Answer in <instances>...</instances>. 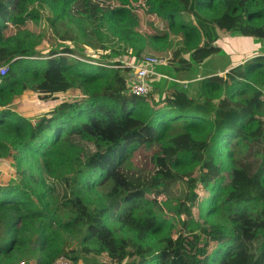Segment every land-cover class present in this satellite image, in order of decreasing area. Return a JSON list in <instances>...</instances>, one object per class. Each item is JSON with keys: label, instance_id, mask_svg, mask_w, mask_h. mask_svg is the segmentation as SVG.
<instances>
[{"label": "trees", "instance_id": "trees-1", "mask_svg": "<svg viewBox=\"0 0 264 264\" xmlns=\"http://www.w3.org/2000/svg\"><path fill=\"white\" fill-rule=\"evenodd\" d=\"M115 1L0 0V67H9L0 81V155L16 150L19 166L39 167L42 188L36 201L27 190L0 188V213L11 214L0 256L24 249L38 226V264H264V120L256 123L264 57L204 78L195 97L171 86L159 99V84L145 97L128 93L132 71L122 61L170 53L183 80L193 63L220 52V31L264 40V0ZM45 11L52 44L73 41L59 24L83 19L110 63L84 62L69 45L38 52L35 26ZM170 36L179 38L175 48ZM28 91L55 101L37 122L6 109ZM234 142L248 149L239 161ZM222 170L229 179L213 180ZM218 215L225 224L211 222ZM81 229L77 247L62 238Z\"/></svg>", "mask_w": 264, "mask_h": 264}, {"label": "rangeland", "instance_id": "rangeland-1", "mask_svg": "<svg viewBox=\"0 0 264 264\" xmlns=\"http://www.w3.org/2000/svg\"><path fill=\"white\" fill-rule=\"evenodd\" d=\"M102 1V0H101ZM116 4L120 5L119 0L115 1ZM133 6H138V5H146V0H130ZM51 16L48 15V12L45 11L42 18L40 21L36 24V34L39 35L38 42L33 44V47L38 51L42 52V54L46 55L51 51L52 49L63 46H72L77 49V51L83 52L86 56H90L91 58H88L89 60L93 61H99V62H105L106 64L110 63L109 61H106L104 57V52L103 51H97L94 49V45L96 44V41L94 38L91 36L92 30L90 24L83 19L80 20H72V19H66L64 20L61 24H59L58 27V32L62 36L64 35V31H68L69 36L72 37V40L60 42L61 44H52V38L53 35L55 36V31L54 28L51 26V23L49 19ZM68 36V37H69ZM55 39V38H54ZM171 44H173L174 48L176 47L177 42L179 41L178 37L175 36H170ZM76 43V44H75ZM218 47L220 48V54L221 56H217L215 58H212L208 62L205 61L202 64L198 63H193V68L191 70V73H193L194 76H197L198 74L200 75H206L208 72L217 71L219 69L225 68L224 66L228 64V62H231V59L233 57H229L228 55V50L225 48V45L222 44V42L217 43L215 42ZM214 43V44H215ZM75 44V45H74ZM61 45V46H60ZM94 47V48H93ZM169 57H164L161 55H155L152 57H157L160 59H164L167 61V65L157 67V71L160 73H163L165 75H168L169 77L173 78H179V73L176 71V63H172V54L169 53ZM185 57V58H184ZM169 58V59H168ZM184 59H190L189 55H184ZM119 60V59H116ZM121 60V59H120ZM123 63H130L128 58H124ZM208 65V66H206ZM212 65H215L216 67H213ZM4 66V65H3ZM213 67V69H211ZM213 71V72H214ZM218 75V74H217ZM226 74H222V76H225ZM215 76V75H214ZM200 83V82H199ZM199 83L194 87L192 91H190V95L192 97H195L198 90H196V87L198 88ZM157 84L161 85V91L162 93L158 92L156 94V99L163 97V94L166 90L167 87H171L174 85L173 82H168V81H159V82H153L151 84L152 90L154 86ZM70 97V96H69ZM69 97L63 96V100H67ZM72 97V96H71ZM19 98V97H18ZM17 98V99H18ZM74 98V96L72 97ZM31 104H30V103ZM50 104L55 105V101L51 99L47 100H42L40 97H37L36 93L32 91H28L24 96L20 97L19 103H14L6 107V109L12 110V111H18L20 112L21 110L26 113V116L29 118H33L37 122V118L40 117L42 114H45V112L48 111L50 108ZM256 123L259 124L260 121L264 120V114H259L257 115L256 118ZM178 125V124H177ZM181 124H179L180 127ZM176 132L171 130V132L168 133L170 136L175 134ZM254 133L256 134L257 131ZM209 139V135L204 136V141ZM232 149L234 151V156L237 161L241 160L244 158V156L247 153V148L243 146L242 144H237L234 142L232 145ZM9 155H0V188L4 187H18L19 189L22 190H27L29 193V196L36 201L35 193L42 189L41 185L38 183V179L40 177V170L39 167L34 166L30 161H27V163L23 165H18L17 160L15 159L16 155V150H11L9 152ZM127 167L132 168L133 167V162H129L126 164ZM57 170V173H60ZM218 177H224L225 180L227 181L229 179V172L228 171H221L220 173L214 175L213 180ZM105 190H99V193L96 194L99 196L100 194H103ZM6 197L2 196L0 199H4ZM48 199L51 203V209L54 211L59 212L60 218L64 219L65 221H68V215L69 213L63 209V207L59 206L55 201H53V197L51 195L48 196ZM164 203V201H161ZM196 218L200 219V212L199 210H196ZM15 214L13 213L12 216ZM10 217L11 214L9 212H3L0 213V236L1 233L6 229V224L5 222L8 221L7 217ZM211 222L213 223H219V224H225V218L223 216H215L211 219ZM7 223V222H6ZM29 235H30V241L27 242L26 246L24 249H14L13 255L11 258H6V257H1L0 256V264H38L39 262V257L41 256V251H40V246L38 245L36 241V235H38V226L34 227H29ZM84 236V230H73L69 232H65L62 234V238L64 241L72 245V247H77L80 245L82 242V238ZM1 240V239H0Z\"/></svg>", "mask_w": 264, "mask_h": 264}, {"label": "built area", "instance_id": "built-area-1", "mask_svg": "<svg viewBox=\"0 0 264 264\" xmlns=\"http://www.w3.org/2000/svg\"><path fill=\"white\" fill-rule=\"evenodd\" d=\"M91 58L90 56H87ZM92 59V58H91ZM84 62H88L94 65H101L99 61H93L89 59H81ZM167 65V61L157 57L147 56L139 63L128 62L125 63V68H129L134 76L133 80H130L128 86V93L135 96H148L152 91L151 84L154 81L162 80L168 82H173L175 86L179 87L181 90L190 93L193 90L194 84L201 82L203 79L198 78L196 80L183 81L179 78L169 77L163 73L157 71V67ZM108 66V65H104ZM8 65L0 67V81L1 77H4L8 73ZM54 264H74L71 260L61 257Z\"/></svg>", "mask_w": 264, "mask_h": 264}, {"label": "crops", "instance_id": "crops-1", "mask_svg": "<svg viewBox=\"0 0 264 264\" xmlns=\"http://www.w3.org/2000/svg\"><path fill=\"white\" fill-rule=\"evenodd\" d=\"M218 39L215 40V42L217 41V43L222 42L223 45H225V48L228 50V56L229 57H233L231 59V62H228L227 65H225V68L219 69L217 71H212V72H208V74L206 75H200L198 74L197 76H194L193 73H191V70L187 73V76H183L182 78L183 81H192V80H196L198 78H206V77H211L214 75H222V74H226L228 73L231 69L237 67V66H242L244 65L247 61L254 59V58H259V57H264V40L262 39H257V38H250V37H245L243 35H241L240 33L237 32H230V33H223V32H218ZM214 42V43H215ZM216 46H218L215 43ZM220 52L214 56H212L211 58H209L207 61L208 62H212L210 61L212 58H215L217 56H221L219 55ZM185 58V57H184ZM204 63V62H203ZM202 64V63H201ZM208 66V65H206ZM213 67H216L215 65H212ZM213 67L211 69H213ZM181 76V74H180ZM179 76V77H180ZM134 76L132 74V80H133ZM159 81H165L164 79L162 80H158V81H154V82H159ZM174 87H177L175 85H173ZM194 89V87H193ZM264 89V88H263Z\"/></svg>", "mask_w": 264, "mask_h": 264}]
</instances>
